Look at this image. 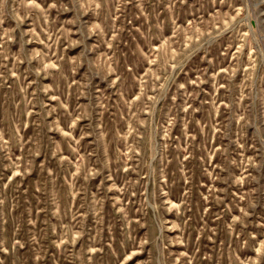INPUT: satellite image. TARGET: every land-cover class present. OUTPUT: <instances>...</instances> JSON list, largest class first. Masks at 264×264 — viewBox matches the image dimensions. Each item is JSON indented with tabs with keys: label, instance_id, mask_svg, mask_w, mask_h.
<instances>
[{
	"label": "rangeland",
	"instance_id": "obj_1",
	"mask_svg": "<svg viewBox=\"0 0 264 264\" xmlns=\"http://www.w3.org/2000/svg\"><path fill=\"white\" fill-rule=\"evenodd\" d=\"M0 264H264V0H0Z\"/></svg>",
	"mask_w": 264,
	"mask_h": 264
}]
</instances>
